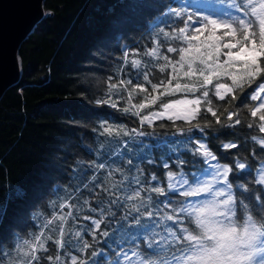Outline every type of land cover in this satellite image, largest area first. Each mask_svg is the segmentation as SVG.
<instances>
[{
  "label": "trees",
  "instance_id": "obj_1",
  "mask_svg": "<svg viewBox=\"0 0 264 264\" xmlns=\"http://www.w3.org/2000/svg\"><path fill=\"white\" fill-rule=\"evenodd\" d=\"M195 1L44 0V8L51 14L42 17L21 43L20 79L9 86L0 99V207L6 202L9 204L8 218L0 222V248L5 254L12 252L18 239L30 238L39 232L53 213L60 212L59 205L65 201L75 205L72 211L77 217L76 221L70 218L67 226L69 236L66 240L72 241L68 249L76 253L79 245L72 233L83 228L84 239L93 245L89 253L93 250L99 253L89 260V264L93 261L95 264H115L122 250L130 252L133 248L151 254L144 240L153 235L159 239L166 235V229L173 228L171 221L162 219L164 213L171 210L160 202L167 199L178 207L185 198L172 192L167 198L152 194L153 207L159 205L163 210L151 218L141 217L140 224H135L132 220L136 214L129 212L126 205L130 202L123 197L139 187L135 183L137 177L143 184L166 188L169 169L163 167L165 162L170 170L183 171L190 180L193 173L205 168L203 158L193 155V136H198V132H202L217 162L234 165L239 160L248 165L243 171L234 167L230 180L238 195L242 192L239 185H247L252 190L243 192L241 198L248 197L245 203L254 215L264 216V209L255 200L256 196L264 197V186L255 183L264 167V148L253 140L254 136L264 138V134L258 127H248L252 118L244 106L257 104L250 99L255 84L232 102L240 111V124L222 127L214 122L211 114H206L201 125L205 120L212 123L203 131L193 128L189 132L185 122L179 120L175 123L185 128L183 133L177 132L173 122L168 120H157L152 127L147 124L141 126L138 117L119 110L125 106L124 100L116 109L97 103L107 98L109 78L111 82L127 77L134 84L145 83L142 76L145 71L151 72L149 78L154 83L167 78V73L161 74L153 66L162 61L153 60L143 53L153 46V38L161 27L171 31L183 26L180 20L166 15L169 8L205 15L199 11ZM210 1L223 3V0ZM159 38L164 44L161 52L176 58V54L167 53L166 48L169 43L179 46V41ZM133 50L140 53L139 58L144 62L138 69L123 59L125 51ZM137 73L141 75L138 77ZM145 86L151 91L150 85ZM121 95L126 96V93L121 92ZM183 95L165 96L141 115L158 110L160 103ZM142 98L143 94H139L133 102L137 103ZM113 99L117 97L113 96ZM213 104L221 110L227 106L225 101L214 97ZM221 119L227 123L225 117ZM105 122L113 126L123 125L129 130L139 129L145 135L102 136L100 125ZM162 124L164 127H160ZM226 143H235L238 147L225 149L223 145ZM180 159L187 163L177 167ZM93 163H104L106 168L99 170L92 166ZM116 168H120L122 173L115 172ZM109 172L113 173L111 177ZM152 174L159 178L158 181H150ZM101 182L104 187L113 183L118 185L112 189L122 197L117 205L110 204L115 196H109L97 187ZM17 189L23 190V197L16 196ZM9 195L11 201H8ZM202 197H190L188 200L196 201ZM85 199L92 208L105 209V222L95 240L89 235L91 221L83 217L89 215L98 219L101 214L89 211L84 205ZM136 203L139 204L138 201ZM143 210L142 207L141 212ZM237 214L241 220L245 215L241 208ZM178 228L179 225L173 230ZM104 231L109 235L100 234ZM49 247L50 252L55 250L51 241ZM173 251L158 248L152 259L170 260ZM14 258L13 253L5 264H10ZM41 264H47V261L42 259Z\"/></svg>",
  "mask_w": 264,
  "mask_h": 264
},
{
  "label": "snow or ice",
  "instance_id": "obj_2",
  "mask_svg": "<svg viewBox=\"0 0 264 264\" xmlns=\"http://www.w3.org/2000/svg\"><path fill=\"white\" fill-rule=\"evenodd\" d=\"M225 7L219 12H213L198 16L189 14L182 8H169L166 15L175 17L182 22L183 26L172 28L171 31L161 27L156 37L153 38V46L147 49L143 55L153 60L162 61L153 65L161 74L167 73L166 79L154 83L149 77L150 71L142 73L145 83H133L131 79H120L108 85L106 99L97 101L98 104H107L118 108L120 101H125V106L119 110L136 116L141 126L147 124L152 127L157 120L173 122L177 132L183 133L185 128L176 125V121H184L188 126L187 131L198 128L210 127L211 121L205 120L203 126L201 119L206 114H211L216 124L222 127H232L241 123L240 111L232 102L236 101L246 89L256 88L250 94L252 101H260L258 104L247 106L252 122L248 127H258L259 132L264 134V0H223ZM179 41V46L168 44L167 53H175L176 58L161 52L164 47L161 39ZM138 51H125L123 59L126 64L138 69L144 63ZM138 77L141 73H137ZM259 81V83H257ZM150 85L151 91L145 86ZM121 92L126 93L122 96ZM183 93L181 98L169 100L159 104L158 110L150 111L141 115L145 109L152 108L165 96H175ZM197 93H199L197 95ZM143 94V98L134 103L135 97ZM116 96L117 99H113ZM191 97V98H189ZM213 97L225 101L227 106L221 110L213 104ZM246 97L245 99H247ZM244 102L242 101V104ZM225 117L227 123L221 119ZM164 127V125H160ZM102 136H132L145 135L139 129H127L126 126H113L106 122L100 125ZM253 140L264 148V138L253 137ZM225 149H234L238 145L226 143ZM194 156L203 158L205 168L199 173H193L191 180L183 173L170 170L167 162L163 164L166 172V188L156 185L143 184L137 177L135 183L139 187L133 189L129 195L123 197L130 202L126 205L130 213H135L132 222L140 224L141 217L151 218L158 215L163 209L154 205L153 196L168 197V193L178 194L185 198L178 207H174L170 200L161 201L164 208L170 209L165 212L162 219L171 221L173 228L166 229V235L159 239L155 235L144 240L146 251H138L133 248L121 251L115 264H264V216L254 215L249 205L245 203L248 197H243V192H251L247 185H239L242 192L238 195L234 191V185L230 180L233 168L245 170L248 165L237 160L234 165L221 164L216 161L217 157L207 144L197 141L193 151ZM152 163V161H149ZM187 161L180 159L177 167L186 164ZM129 164L131 161L129 160ZM93 167L103 170L104 163L95 164ZM122 173L120 168L114 169ZM112 172L108 173L111 177ZM96 177L93 176V180ZM126 180L127 177L125 176ZM158 177L152 174L150 181H158ZM255 183L264 186V167L260 169ZM123 182H121V185ZM87 187V185H85ZM97 187L101 188L109 196L116 199L110 204L117 205L122 199L112 189L118 187L113 183L110 187H104L101 182ZM147 193L148 195H142ZM17 197H23L21 189L16 191ZM205 197L204 199L189 201L190 197ZM12 197L9 195L8 201ZM257 205L264 209V197L256 196ZM139 202L136 203V202ZM84 205L91 212H99L100 218L85 215L84 220H90L92 227L89 235L93 240L100 232L104 224V208H92L87 199ZM55 206V202H53ZM143 207V212L141 208ZM60 212L53 213L47 219L39 232L30 238L18 239L13 246L12 252L5 254L0 248V264L12 257L10 264H41L42 259L47 264H89L92 257L99 253L95 250L89 253L93 245L84 239V229L81 228L72 233L78 241L76 253L68 249L72 243L69 236V219L77 220L73 216L72 209L75 205L65 201L59 205ZM67 208L69 211L64 212ZM238 208L243 209L245 215L241 220L238 217ZM114 215V213H108ZM9 204L6 202L0 207V222L8 218ZM35 219V217H33ZM127 218V217H125ZM177 225L179 228L173 230ZM48 229V232H45ZM108 236L104 231L100 233ZM55 245V250L50 252L49 242ZM174 250L170 260H162L159 257L152 259L157 249ZM178 253V254H177ZM47 254V255H42ZM87 256V258H85ZM122 258V259H121ZM95 264V261H93Z\"/></svg>",
  "mask_w": 264,
  "mask_h": 264
},
{
  "label": "water",
  "instance_id": "obj_3",
  "mask_svg": "<svg viewBox=\"0 0 264 264\" xmlns=\"http://www.w3.org/2000/svg\"><path fill=\"white\" fill-rule=\"evenodd\" d=\"M48 14L44 0H0V99L20 79L21 43Z\"/></svg>",
  "mask_w": 264,
  "mask_h": 264
},
{
  "label": "rangeland",
  "instance_id": "obj_4",
  "mask_svg": "<svg viewBox=\"0 0 264 264\" xmlns=\"http://www.w3.org/2000/svg\"><path fill=\"white\" fill-rule=\"evenodd\" d=\"M194 3H196V5H198L199 11H201L204 14H209V13H213V12H219V11L222 10L223 7L226 6L223 3L212 2L210 0H196ZM126 78L127 77H124L123 79H126ZM259 102L260 101H257V104ZM195 133H196V131H195ZM197 141L205 143V141H204V139L202 137V132H198V136H193V145H194V147H196V142ZM212 163H217V161H212ZM204 198L205 197H202L200 199H204Z\"/></svg>",
  "mask_w": 264,
  "mask_h": 264
},
{
  "label": "bare ground",
  "instance_id": "obj_5",
  "mask_svg": "<svg viewBox=\"0 0 264 264\" xmlns=\"http://www.w3.org/2000/svg\"><path fill=\"white\" fill-rule=\"evenodd\" d=\"M21 76V75H20Z\"/></svg>",
  "mask_w": 264,
  "mask_h": 264
}]
</instances>
